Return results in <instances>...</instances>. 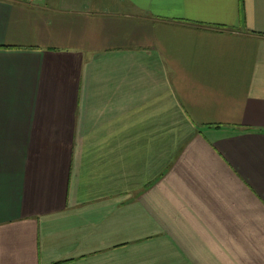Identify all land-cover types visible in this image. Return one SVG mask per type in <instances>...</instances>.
<instances>
[{"label": "crops", "instance_id": "1", "mask_svg": "<svg viewBox=\"0 0 264 264\" xmlns=\"http://www.w3.org/2000/svg\"><path fill=\"white\" fill-rule=\"evenodd\" d=\"M0 264H264V0H0Z\"/></svg>", "mask_w": 264, "mask_h": 264}]
</instances>
